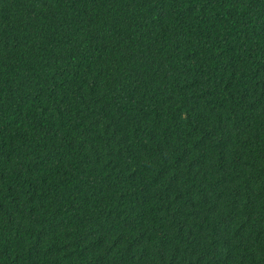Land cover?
Here are the masks:
<instances>
[{
  "label": "trees",
  "instance_id": "1",
  "mask_svg": "<svg viewBox=\"0 0 264 264\" xmlns=\"http://www.w3.org/2000/svg\"><path fill=\"white\" fill-rule=\"evenodd\" d=\"M0 264H264V0H0Z\"/></svg>",
  "mask_w": 264,
  "mask_h": 264
}]
</instances>
